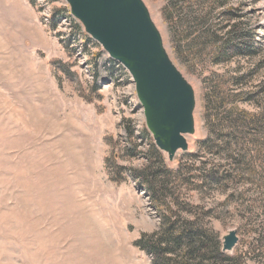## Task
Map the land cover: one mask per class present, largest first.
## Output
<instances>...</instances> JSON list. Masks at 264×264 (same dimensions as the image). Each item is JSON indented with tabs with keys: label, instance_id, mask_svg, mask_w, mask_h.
I'll return each mask as SVG.
<instances>
[{
	"label": "rangeland",
	"instance_id": "1",
	"mask_svg": "<svg viewBox=\"0 0 264 264\" xmlns=\"http://www.w3.org/2000/svg\"><path fill=\"white\" fill-rule=\"evenodd\" d=\"M144 1L197 94L174 162L65 0H0V264H154L166 222L160 263L264 264V0Z\"/></svg>",
	"mask_w": 264,
	"mask_h": 264
},
{
	"label": "water",
	"instance_id": "2",
	"mask_svg": "<svg viewBox=\"0 0 264 264\" xmlns=\"http://www.w3.org/2000/svg\"><path fill=\"white\" fill-rule=\"evenodd\" d=\"M85 33L131 75L146 126L157 148L174 162L196 133L197 94L168 53L144 0H65ZM239 242L237 231L223 238V252Z\"/></svg>",
	"mask_w": 264,
	"mask_h": 264
},
{
	"label": "trees",
	"instance_id": "3",
	"mask_svg": "<svg viewBox=\"0 0 264 264\" xmlns=\"http://www.w3.org/2000/svg\"><path fill=\"white\" fill-rule=\"evenodd\" d=\"M226 1L227 0H218V2H219V6H221V9L223 8V7H225V4H226ZM220 8V7H219ZM220 10V9H219ZM229 15H230V17L231 16H234L232 13H231V11L229 12ZM230 29H233L234 31H232L229 35H228V37H231V39L233 38V39H236V38H239L240 36H239V33H240V31H241V27H240V25L239 24H236V25H234V26H232V28H230ZM228 49H232V50H234V53L235 54H245V53H243L242 52V48H248V46L247 45H236V46H230L229 45V47H227ZM247 53H249V52H247ZM224 101H226L225 99L222 101V103L224 102ZM221 105V103H219V105H217L216 106V108H217V110L219 111H221V110H223L222 111V113L223 112H227L226 114H231L232 112L234 113V109H230L229 111L226 109V108H224V107H222V106H220ZM240 122V121H239ZM248 125V121H242L241 123H236V121L235 120H232V119H230V128H232V127H236V126H239L240 127V129H241V127H245V126H247ZM231 131H232V129H230ZM147 192H150V193H152V189L150 190V189H147L146 190ZM164 227H166V228H164V235H165V237H166V241L164 242L165 243V249H160V248H155V249H151V251H152V254H153V256L155 257V263L154 264H165V263H160V260H162L161 259V257H164V258H166V256L168 255V254H170L171 253V251H169V249H168V247L170 248L171 246H172V248H177L178 246H179V244L181 243V242H186V243H188V242H191L192 241V235L193 234H188V232H185L182 236H180V237H177V238H173V229H172V225H171V223L170 222H166L165 224H164ZM151 237H155V236H151ZM181 238H184V239H181ZM143 243H144V240L143 239H141V240H139L138 242H137V245L140 247V248H142V249H146V247L144 248V246H143ZM171 250V249H170ZM219 250V253H218V255L220 256V257H224V256H227V253H224L223 252V248H222V251L220 252V249H217V251ZM229 256V255H228ZM229 258V257H228ZM234 259H228V262L230 261H233Z\"/></svg>",
	"mask_w": 264,
	"mask_h": 264
},
{
	"label": "bare ground",
	"instance_id": "4",
	"mask_svg": "<svg viewBox=\"0 0 264 264\" xmlns=\"http://www.w3.org/2000/svg\"><path fill=\"white\" fill-rule=\"evenodd\" d=\"M264 19V18H263Z\"/></svg>",
	"mask_w": 264,
	"mask_h": 264
}]
</instances>
